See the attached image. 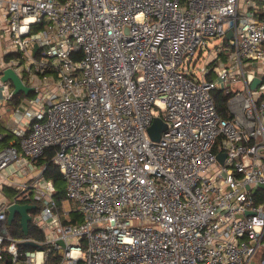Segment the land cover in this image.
Instances as JSON below:
<instances>
[{
    "label": "built area",
    "instance_id": "2783aa9c",
    "mask_svg": "<svg viewBox=\"0 0 264 264\" xmlns=\"http://www.w3.org/2000/svg\"><path fill=\"white\" fill-rule=\"evenodd\" d=\"M5 21L0 89L13 100V68L40 108L19 112L0 171L54 149L82 222L43 168L14 198L43 203L45 240L26 239L43 250L21 252L0 202V264H264V0H7Z\"/></svg>",
    "mask_w": 264,
    "mask_h": 264
},
{
    "label": "crops",
    "instance_id": "0c3cea01",
    "mask_svg": "<svg viewBox=\"0 0 264 264\" xmlns=\"http://www.w3.org/2000/svg\"><path fill=\"white\" fill-rule=\"evenodd\" d=\"M6 4L7 0H0V63L8 61L6 59L8 43V32L5 21ZM9 87L13 92V85L9 84ZM29 95L30 93L27 95L22 92L19 99L8 101L0 89V149L10 145H17L18 138L14 134V130L23 126V124H20L21 118L19 112L21 113L29 108L36 112L40 108V105L34 102V95ZM27 98H31V105L26 103ZM24 122L28 124L27 119H24ZM42 167L39 161H22V163L11 164L4 171H0V202L13 204L17 194V184L35 182L42 173ZM38 215L39 212L35 216Z\"/></svg>",
    "mask_w": 264,
    "mask_h": 264
},
{
    "label": "trees",
    "instance_id": "16d2710c",
    "mask_svg": "<svg viewBox=\"0 0 264 264\" xmlns=\"http://www.w3.org/2000/svg\"><path fill=\"white\" fill-rule=\"evenodd\" d=\"M12 55L7 56L6 59L10 61ZM22 93L14 95L13 100L19 99ZM33 94L30 93L29 96ZM214 97L216 99L218 110L225 114V109L227 107V101L228 96L225 95L222 91L216 90L214 91ZM55 150L54 149H48L46 151V154L44 157L39 159V163L42 164V168H45L44 170V177L48 180H52L54 182V185L56 187V192L54 194V200L58 206V208H62L64 202L66 201V187L64 186V177L60 170L55 166V164L52 161V158L54 156ZM24 203H29L31 205H36L37 208L31 212L32 216L36 215L38 211L40 210V204H38L33 199L27 200ZM40 212V211H39ZM71 222L72 223H79L82 222V217L78 211H73L71 214ZM8 230L10 234L22 242L19 243V247L21 252H26L28 250H36L30 246L25 245L26 239H33L39 242H43L45 240V234L44 232L38 228L34 224L33 221L30 222L29 225V233L26 235L23 231L22 225H21V217L20 215L16 216L15 221L8 226ZM62 259V253L55 251L52 254H50L48 261L46 264H58ZM4 261H7L8 264H12L10 256L6 255Z\"/></svg>",
    "mask_w": 264,
    "mask_h": 264
},
{
    "label": "water",
    "instance_id": "95a60500",
    "mask_svg": "<svg viewBox=\"0 0 264 264\" xmlns=\"http://www.w3.org/2000/svg\"><path fill=\"white\" fill-rule=\"evenodd\" d=\"M233 35L232 32L229 33L228 37H231ZM38 50V45L35 46L34 54H36ZM1 80L4 83H11L14 87L13 94L17 95L21 92L26 93L27 95L33 91L31 87L26 86L23 83V80L21 77L14 71L13 68L6 69L1 76ZM261 83L260 79H255L252 84V89H256L257 86ZM167 129L166 123L163 121L162 118L157 117L155 118L154 123L149 128V135L153 141H159L163 132ZM219 159L223 160V155H219ZM37 208L36 205L31 204H20V203H13L8 208V225H11L17 215H20L21 217V225L23 228L24 233L27 235L29 233V225L30 222L33 220L31 212ZM58 244L61 245L63 248H66V244L64 241L59 240ZM25 245L30 246L34 249L43 250V246L33 240H27L25 241ZM3 264H8L7 262H4Z\"/></svg>",
    "mask_w": 264,
    "mask_h": 264
},
{
    "label": "rangeland",
    "instance_id": "374dc122",
    "mask_svg": "<svg viewBox=\"0 0 264 264\" xmlns=\"http://www.w3.org/2000/svg\"><path fill=\"white\" fill-rule=\"evenodd\" d=\"M227 40H222V39H215V40H212V43L210 44V50H215V48L216 47H219V46H225L226 44H227ZM209 54L206 52L205 54H204V56H203V58H200L199 60H197V58H198V55L196 56V59H195V61L197 60V62H195V71H197V73L200 71V69L204 66V65H206V60L209 58ZM26 103L27 104H29V105H31L32 104V100H31V98H27L26 99ZM227 111V107H226V109H225V112ZM66 184H67V182L64 180V186L66 187ZM39 204H40V210L39 211H41V209H42V205H43V203L42 202H39ZM63 210L65 211V210H72V211H76L75 210V208H74V206H73V204L70 202V201H68V200H66L65 202H64V204H63V206H62V208H58V213H60L61 215L63 214ZM38 211V212H39ZM35 223V222H34ZM255 264V263H254Z\"/></svg>",
    "mask_w": 264,
    "mask_h": 264
}]
</instances>
